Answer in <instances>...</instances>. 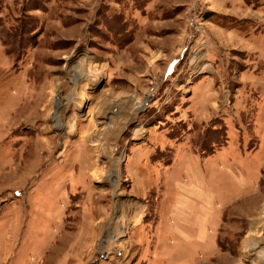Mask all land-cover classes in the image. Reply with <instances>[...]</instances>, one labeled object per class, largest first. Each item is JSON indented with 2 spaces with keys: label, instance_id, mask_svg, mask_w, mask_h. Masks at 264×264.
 <instances>
[{
  "label": "rangeland",
  "instance_id": "1",
  "mask_svg": "<svg viewBox=\"0 0 264 264\" xmlns=\"http://www.w3.org/2000/svg\"><path fill=\"white\" fill-rule=\"evenodd\" d=\"M0 138V264H264V0H0Z\"/></svg>",
  "mask_w": 264,
  "mask_h": 264
},
{
  "label": "crops",
  "instance_id": "2",
  "mask_svg": "<svg viewBox=\"0 0 264 264\" xmlns=\"http://www.w3.org/2000/svg\"><path fill=\"white\" fill-rule=\"evenodd\" d=\"M6 117H8V115H6ZM160 135L161 134L155 136H160ZM171 141H173V139ZM174 147H178L177 149L176 148L175 149L177 152H180L182 146H174ZM193 159L194 157L192 156L191 153H189L188 151H184V155L181 157L180 161H179V157L178 159L174 160V165L178 166L180 163L185 164L186 161L190 162ZM182 167H184V165L178 168H180L182 171L183 169ZM200 181L204 182V177L202 172L200 173V176L198 178V182ZM176 185L178 186V190L181 191L183 189L186 190L185 185L182 183V181L178 180V183ZM191 195L192 196L190 197L183 196L181 202L179 203V206L177 207L178 211L176 210V212L179 216L182 217L181 219L179 218L178 219L183 223V226L180 229H175L176 238L179 240L180 243L185 244L184 247H186V249L187 248L206 249V247L212 245V242H214L217 245V241H216L217 239H215L216 235L214 236L215 238L213 237V235L209 236L208 228L210 227V225H212L211 223L213 221L217 222L220 220L218 219V217L221 216L222 212H219L218 210L214 209L213 198L209 197L208 194H205L204 192L201 191H197L193 193L191 192ZM193 199L198 203L197 212L194 214H193L192 205L195 201H193ZM5 210L6 208L0 205V214ZM192 214L199 217V219H195L194 221L191 220L190 216H192Z\"/></svg>",
  "mask_w": 264,
  "mask_h": 264
},
{
  "label": "bare ground",
  "instance_id": "3",
  "mask_svg": "<svg viewBox=\"0 0 264 264\" xmlns=\"http://www.w3.org/2000/svg\"><path fill=\"white\" fill-rule=\"evenodd\" d=\"M116 175V174H115Z\"/></svg>",
  "mask_w": 264,
  "mask_h": 264
}]
</instances>
